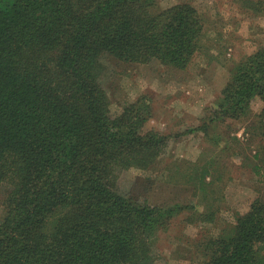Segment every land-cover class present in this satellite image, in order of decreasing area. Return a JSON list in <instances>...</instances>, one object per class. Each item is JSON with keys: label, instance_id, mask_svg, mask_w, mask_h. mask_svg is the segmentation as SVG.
I'll use <instances>...</instances> for the list:
<instances>
[{"label": "trees", "instance_id": "obj_1", "mask_svg": "<svg viewBox=\"0 0 264 264\" xmlns=\"http://www.w3.org/2000/svg\"><path fill=\"white\" fill-rule=\"evenodd\" d=\"M263 1L242 0L256 14ZM206 29L189 1L164 8L159 0H0V264L154 263L160 234L196 205L120 190L122 173L150 170L170 135L146 127L153 116L146 94L113 114L102 77L112 58L186 69ZM201 118L191 131L216 146L225 133L214 132L217 124L241 122L264 181V46L237 63ZM235 131L227 136L239 141ZM205 148L180 167L202 195L218 160ZM198 249L203 264H264V195Z\"/></svg>", "mask_w": 264, "mask_h": 264}, {"label": "rangeland", "instance_id": "obj_2", "mask_svg": "<svg viewBox=\"0 0 264 264\" xmlns=\"http://www.w3.org/2000/svg\"><path fill=\"white\" fill-rule=\"evenodd\" d=\"M159 1L164 8L181 1L194 2L205 18L209 33L204 37V47L198 57L186 69L159 61L107 60L102 82L110 95L112 113H119L138 96L146 94L153 106V116L146 127L170 135L166 151L152 168L125 170L119 188L154 203L196 205L195 209L180 214L171 230L160 234L153 264H203L198 246L205 238L225 232L236 221L237 214L247 211L260 193L264 195V181L253 170L256 161L253 155L258 148L254 141H248L241 122L217 124L215 133L225 131L223 142L218 146L202 130L191 131L202 122L205 106L219 97L237 63L264 46V1L263 11L258 14L244 7L242 0ZM262 105L257 99L253 108L257 111ZM235 129L239 141L227 136L231 130L234 135ZM204 147L218 158L207 176L206 195H202L200 183L195 192V185L186 181L184 169L180 171V167L198 162ZM5 190L6 185H0V217L4 212ZM189 214L195 216V222L182 223L181 219ZM208 214L213 215V220Z\"/></svg>", "mask_w": 264, "mask_h": 264}]
</instances>
